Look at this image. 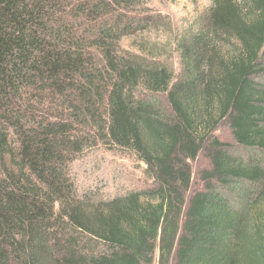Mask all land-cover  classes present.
Wrapping results in <instances>:
<instances>
[{"label": "trees", "instance_id": "trees-1", "mask_svg": "<svg viewBox=\"0 0 264 264\" xmlns=\"http://www.w3.org/2000/svg\"><path fill=\"white\" fill-rule=\"evenodd\" d=\"M145 4L0 0V264H264V193L239 189L264 176V0H213L180 78L121 54ZM99 145L150 185L83 205L70 166Z\"/></svg>", "mask_w": 264, "mask_h": 264}, {"label": "rangeland", "instance_id": "rangeland-1", "mask_svg": "<svg viewBox=\"0 0 264 264\" xmlns=\"http://www.w3.org/2000/svg\"><path fill=\"white\" fill-rule=\"evenodd\" d=\"M212 4L213 0H146L147 28L123 37L121 54L133 56L156 69H166L176 78L186 75L179 46L190 42L198 31L209 30L208 15ZM154 105L163 113L168 112L164 94L157 96ZM215 136L227 149L239 152L225 120L217 125ZM254 155L264 170V151ZM188 163L191 172L189 196L202 188L200 175L210 168V158L207 151L202 150ZM144 168L145 165L132 154L99 145L86 149L70 166V174L77 194L87 196L83 205L92 207L99 199H111L148 187L150 181L144 175ZM239 189L249 200L264 193V176L251 187L242 185Z\"/></svg>", "mask_w": 264, "mask_h": 264}]
</instances>
